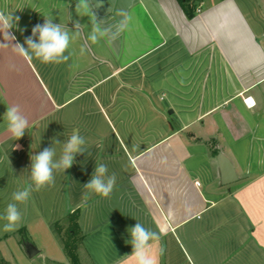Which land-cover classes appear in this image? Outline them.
Masks as SVG:
<instances>
[{"label":"crops","instance_id":"0c3cea01","mask_svg":"<svg viewBox=\"0 0 264 264\" xmlns=\"http://www.w3.org/2000/svg\"><path fill=\"white\" fill-rule=\"evenodd\" d=\"M192 1L188 18L179 0H100L102 27L124 9L129 29L111 44L89 42L83 55L85 41H74L59 65L0 47V215L30 183V155L53 137L63 143L78 129L88 149L18 205L20 228L5 232L0 220V264H70L56 226L77 209L80 264H135L127 230L137 221L160 233L158 264H264V0ZM76 2L0 0V10L19 17L12 44L43 16L69 29L79 20L86 37L91 25ZM17 104L29 126L15 140L3 115ZM213 148L231 162L232 184L221 183ZM98 163L116 174L115 187L85 200Z\"/></svg>","mask_w":264,"mask_h":264},{"label":"clouds","instance_id":"9594fccd","mask_svg":"<svg viewBox=\"0 0 264 264\" xmlns=\"http://www.w3.org/2000/svg\"><path fill=\"white\" fill-rule=\"evenodd\" d=\"M100 7V0H97L95 5L90 0H77L75 4L76 14L79 17L87 16L89 18L91 31L86 37L83 28L87 25H81L79 20L73 21L74 29H69L67 24L54 23L52 16H43V24L37 23L33 26L31 35L25 37L23 44L17 42L14 45L12 42L16 40V36L10 30L16 27L19 17L14 18L12 12L0 10V33H3L4 40V42H0V47L11 46L18 55L29 61L36 58L43 64L65 63L73 55L70 47L74 41L81 39L85 41L80 47V54L83 55L86 50H91L89 42L98 44L102 38L107 37V42L111 44L129 29L132 15L124 9L117 12V15L122 17L121 20L108 27H102L105 20L98 19L96 11ZM180 83L183 84L184 81L181 80ZM254 103L252 99L247 101L250 108L254 106ZM3 121L6 123L7 132L15 140L23 137L29 126V120L18 104L6 106ZM57 145L60 146L59 155L57 154ZM87 151L85 137L80 135L78 129H74L63 143L53 137L49 147H45L35 155H30V172L26 170L30 183L12 193V202L7 204L3 215H0V220L6 221L3 231L14 232L20 228L22 212L18 205L27 203L33 192H39L46 186L53 185L55 173H64L73 166L77 154H84ZM258 163L264 164V159ZM116 179L115 173L109 174L106 164H96L90 180L83 185L85 189L83 199L87 200L92 195L109 197L115 187ZM127 231L130 236L128 243L132 245V253L129 256L133 258L135 264H158L157 257L152 252V246L153 242L160 239V233L146 228L138 221Z\"/></svg>","mask_w":264,"mask_h":264},{"label":"trees","instance_id":"16d2710c","mask_svg":"<svg viewBox=\"0 0 264 264\" xmlns=\"http://www.w3.org/2000/svg\"><path fill=\"white\" fill-rule=\"evenodd\" d=\"M179 4L183 8L188 18H192L194 16L195 7L192 0H179ZM213 149V154L217 155V150L215 148ZM79 213V209H77L73 213L69 214L66 218L67 225L65 227L61 225L56 226L58 232L62 236L64 242V251L67 258L69 259L70 264H80L78 258V249L82 243L83 237L78 226ZM18 234L22 243H29V238L27 237L24 227L18 231Z\"/></svg>","mask_w":264,"mask_h":264},{"label":"water","instance_id":"95a60500","mask_svg":"<svg viewBox=\"0 0 264 264\" xmlns=\"http://www.w3.org/2000/svg\"><path fill=\"white\" fill-rule=\"evenodd\" d=\"M217 162L221 172V183L229 185L235 182L237 177L229 159L222 153H217ZM25 252L29 258H33L37 254V250L31 244L25 245Z\"/></svg>","mask_w":264,"mask_h":264},{"label":"rangeland","instance_id":"374dc122","mask_svg":"<svg viewBox=\"0 0 264 264\" xmlns=\"http://www.w3.org/2000/svg\"><path fill=\"white\" fill-rule=\"evenodd\" d=\"M5 255L8 257L9 256V252L7 249H5Z\"/></svg>","mask_w":264,"mask_h":264}]
</instances>
